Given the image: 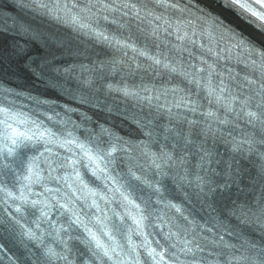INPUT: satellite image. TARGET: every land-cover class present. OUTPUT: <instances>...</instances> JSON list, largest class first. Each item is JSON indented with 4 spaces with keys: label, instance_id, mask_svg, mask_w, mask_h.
<instances>
[{
    "label": "snow or ice",
    "instance_id": "obj_1",
    "mask_svg": "<svg viewBox=\"0 0 264 264\" xmlns=\"http://www.w3.org/2000/svg\"><path fill=\"white\" fill-rule=\"evenodd\" d=\"M160 2L163 4L165 0ZM260 2L264 3V0ZM20 7L35 9L55 20L71 25L120 53L119 56H108L98 61L96 65L57 63L56 53L47 50L48 39L55 40L57 45H62L63 41L45 34L30 24H22V34L41 43L46 51L43 54L29 55L30 46L17 42L10 55L23 60L24 66L34 75L45 80L50 87L59 89L65 96L81 102H89L84 95L85 87L90 93L98 88L106 89L108 92L115 91L124 96H130L139 104L146 102L149 108H155V111L150 113L151 119L147 116L138 117L136 113L129 114V117L143 130V135L147 139H129L110 127L100 125L98 130L86 129V138L81 140L78 136H73L72 132H67L65 136L62 134L63 130L56 132H53L51 128L40 130V125L31 121V117L25 118L23 112H12L11 109L0 105V113L6 114L9 120L18 121L20 124L31 121L37 129L36 133L20 131L7 120L4 121L6 127L11 129L10 133L0 139V151L4 152L6 157L17 156L16 146L25 141L40 144L41 147L54 144L67 148L69 152L75 151V155L64 157L63 163L58 164L61 169H70L71 176L75 179L71 180L69 172H64L62 176H49L47 179L54 178L65 182V187L77 192L80 200L90 201V206L95 207L100 213L94 216L95 227L89 228L80 219L77 214L80 209L68 192L60 196L56 195L60 189L48 191L52 199L60 204L58 214L63 215L65 210L71 214L67 222L69 231L73 228L72 220H74L87 232L88 236L85 240L91 248L92 257L87 264H93V259L99 264H108L109 261H113L114 264H124L117 255L118 251L121 256H126L131 264H145L140 253L136 251L137 247L146 248L147 260L151 264H164L168 248L160 244L161 250L157 251V248L148 241L147 228L153 217L160 229L167 226L168 231L163 233V237L167 240L175 238L184 245L180 251L186 256L191 254L195 257L197 252L205 251L206 249L202 246L205 242L208 245L217 243L213 240V235L216 234L215 229L212 234L204 235L208 221L201 223L184 203L169 198L171 190L166 186V180H171L176 193L183 197L184 201L189 203L195 201L202 208L206 207L209 212L214 213L215 215L209 220L216 227H222L224 231H227L225 224L228 220L236 218L238 221L242 219L245 223L258 224L264 229V202H258V206L252 207L246 203L233 202L231 207H227L217 200V196L220 195L219 190L227 188L229 180L235 183L239 176L234 157L230 161L219 158L218 145L221 141L229 145L233 153H256L264 158V84H260V91L255 96H245L244 99H240L239 96L229 93L223 80L219 85L214 86L211 70L206 76H202L203 69L194 71L182 61L173 63L166 57L151 55L148 50L138 47L135 42L129 43L128 40L122 39L118 35L122 25L121 19L117 18V13L121 18L135 16L139 20L142 11L148 15L154 14L147 4L133 3L131 0H88L85 4H78L75 0H71V3L69 0H54L51 3L49 0H28ZM244 7L254 12L259 17V21L264 22V12L257 11L247 3ZM108 21L117 25L116 31L105 26L104 22ZM260 27L264 29V23ZM152 32L155 35L156 29H152ZM129 49L132 55H129ZM137 54L147 57L150 63H139ZM138 69L157 75L161 72L170 73L177 82L160 85L142 82L137 86L128 84L124 80L109 82L104 74L122 73L124 76H129ZM73 81H76L75 87H73ZM189 86H193L196 90L192 91ZM253 99H258L256 111L250 106ZM42 103L49 106L51 112H55V107L59 106L54 100H44ZM63 108L66 110V117L68 112L78 111L69 104L63 105ZM162 113L167 116L166 122L156 124ZM81 116L84 124L78 126L84 127L90 118L84 113H81ZM241 117L249 125L258 127V139L254 138L256 133H252L249 138L243 140L241 137L233 138L231 132L225 133L224 126L235 123ZM62 123L75 122L67 117ZM159 140H163L164 143H159ZM72 146H75V149ZM196 147L198 151H193ZM45 153L50 155L52 148L44 147L43 152L29 158V175L23 178L30 184H39L45 180V177L41 175L44 169L40 168L38 160L42 159L43 163L49 165L47 170L52 171L51 160L45 156ZM121 156L123 159L120 158ZM0 163L6 164L7 161ZM118 164L121 167H117ZM214 164L216 167H213ZM86 173H91V178L86 177ZM21 187L23 188L24 185ZM0 188H3L8 196L15 195L2 183ZM20 200L31 204L39 212L37 228L40 226L39 221L48 217L54 210L48 198L33 201L26 199L22 194ZM65 200L68 202L65 203ZM100 201H103V206ZM116 201H119V204H116ZM69 204L72 207H69ZM13 207L17 212L24 213L19 203L13 201ZM108 212L112 215H106ZM169 213L172 214L169 215ZM8 215L21 226L22 230H27L29 237L39 239L22 219H17L11 213ZM222 215L225 219H221ZM113 217L118 218V226L114 225ZM4 222L6 221L0 220V223ZM56 224L57 221H50V226ZM60 228L63 229V225H60ZM52 231L60 235L55 228H52ZM114 232L120 233L124 242L130 245L127 251ZM134 234L144 239L137 244L133 241ZM189 235L191 239L186 238ZM60 239L65 250L70 254L64 237L61 236ZM156 239L159 241L161 237ZM198 240L200 243L196 242ZM41 243H43L42 240ZM227 247L232 245L229 244ZM48 251L52 255H57L51 248ZM171 255L175 257L176 253L173 252ZM65 264H72V262L65 259ZM167 264H202V261L196 258L188 261L167 260ZM213 264H220V262L217 260ZM259 264H264V261H260Z\"/></svg>",
    "mask_w": 264,
    "mask_h": 264
},
{
    "label": "bare ground",
    "instance_id": "obj_2",
    "mask_svg": "<svg viewBox=\"0 0 264 264\" xmlns=\"http://www.w3.org/2000/svg\"><path fill=\"white\" fill-rule=\"evenodd\" d=\"M146 1L147 4L154 7L152 11L154 14L147 16L148 18H153V20L156 21L155 14H158L164 19L167 18L166 20H168L170 24H168V28H165L167 31H156V37L152 32V26H148L147 31H144V33L140 35V38L133 39V41L144 40L145 43L149 41V43L153 45H162L164 43L171 45L176 42L177 39L169 34L174 33V28L185 26L197 37L199 35L213 36L220 39V42L235 45L238 49L242 47L246 49L247 52H245L248 57L251 59L256 58L258 63L261 62L262 57L259 54H255L250 48L242 46L239 41L245 40L264 51V33L258 29L256 25L235 13L231 7L223 3L222 0H165V3L162 5L155 1ZM22 3H26L25 0H0L1 78L11 79L15 83L26 80V90H30V87L33 85L47 84L45 80L30 72L24 66L23 60L10 55L13 46L17 42L30 46L29 55L43 54L46 51L41 43L32 39L30 36L22 34V24H30L45 34L63 41L62 45H57L55 40L48 39L49 48L47 50L56 53L57 63L84 64L85 66H89L96 65L98 61L106 58V51L100 48V44L87 38L86 34L73 31L66 26L58 25L56 23L57 20L50 18L42 12L37 11L36 15L32 16L30 13L35 10L31 8H21L20 5ZM154 24H157V21L151 25ZM101 56H103V59ZM259 68L262 70L260 66ZM137 71H139V69ZM261 73L260 76L264 78V73ZM229 76L238 82L241 91L245 92V86H250L249 81L252 77H250L249 73H240L232 69ZM141 108L145 110L144 105H142ZM147 111H149V109H147ZM221 145L222 142H220L218 147ZM227 155L229 161L232 157L235 158L236 168L239 172L237 178L244 179L242 182V189L245 188L244 192L249 194L254 189L252 184L256 180L257 172L252 171V167L257 162L245 158L240 153L233 154L230 150H227ZM222 166L223 165H221V167Z\"/></svg>",
    "mask_w": 264,
    "mask_h": 264
}]
</instances>
